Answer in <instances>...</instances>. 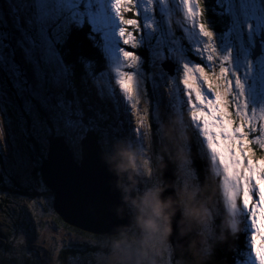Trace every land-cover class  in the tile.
Instances as JSON below:
<instances>
[{"label":"snow or ice","instance_id":"snow-or-ice-1","mask_svg":"<svg viewBox=\"0 0 264 264\" xmlns=\"http://www.w3.org/2000/svg\"><path fill=\"white\" fill-rule=\"evenodd\" d=\"M175 2L178 24L166 44L155 25L161 19L157 6L165 0H0V171L10 169L3 180L36 182L32 173L49 159L53 139H62L72 161L82 163L85 140L94 138L99 147L121 129V100L137 113L130 130L137 142L151 137L161 106L184 118L186 110L198 148L206 149L217 172L225 205L243 225L231 249L216 248L214 259L264 264V155L255 153H264V0ZM105 7L117 57L111 74L83 58L79 70L82 84L108 85L99 95L112 105L110 114L83 106L78 69L65 58L73 30L91 29ZM185 28L198 35L195 47L184 43ZM178 39L187 49L185 59H177ZM141 48L148 53L147 75ZM142 101L147 107L141 115ZM163 257L173 264L175 253L169 248ZM101 264H115L112 253L106 251Z\"/></svg>","mask_w":264,"mask_h":264},{"label":"clouds","instance_id":"clouds-1","mask_svg":"<svg viewBox=\"0 0 264 264\" xmlns=\"http://www.w3.org/2000/svg\"><path fill=\"white\" fill-rule=\"evenodd\" d=\"M159 131L158 156L151 170L153 180L146 188H140V178L148 176L149 169L131 140L120 137L99 144V159L113 178L112 189L119 194V203L111 211L117 218L128 219V225L119 229L110 242L115 264H166L163 251L174 242L177 253L186 257L177 264H209L212 245L206 243L200 230L208 222L209 206L218 196L222 199L215 173L210 171L200 187L183 179L191 163L186 148L191 136L180 116L166 117ZM145 143L150 144L147 135ZM169 164L174 165L176 182L164 179ZM237 231L238 226L226 214L214 243L228 245Z\"/></svg>","mask_w":264,"mask_h":264},{"label":"trees","instance_id":"trees-1","mask_svg":"<svg viewBox=\"0 0 264 264\" xmlns=\"http://www.w3.org/2000/svg\"><path fill=\"white\" fill-rule=\"evenodd\" d=\"M172 3L174 0H170ZM160 17L162 15L160 14V9L157 10ZM174 19L178 20V15L176 11L173 12ZM128 18H134L131 16V14H128ZM98 17H95L93 19V26L90 29L88 26L83 27L82 29L73 30L71 37L66 44V48L69 50L68 54L66 55V60L69 62V64L74 65L78 69L77 73V86L79 89V94L81 98V102L85 108H87L88 105H91L94 110L99 109L101 112H104L105 114L111 113V105H109L108 102H106V98L101 99L98 97H92L93 89L92 85L94 84L93 81H89L87 84H82L80 81V76L82 75V72H80L79 67V61L81 58H83L84 62L89 61H96L98 64V72L103 71L105 73L108 72L109 67V60L105 52V43H104V35L101 27L98 25ZM159 19L158 21H160ZM158 21L156 22L158 24ZM160 33H162L164 37V42L168 44L169 40L166 35H164V30L161 28ZM184 43H186L185 39H183ZM187 44V43H186ZM182 52L186 51L187 49L183 48L181 43L180 47ZM139 51L140 55L144 57V65L147 66L148 63V53L145 51L144 48L137 49ZM102 54L106 58V62L102 59ZM143 71L147 72L149 71V68L142 67ZM103 73V74H105ZM150 87V83L148 84ZM148 94L151 95L153 93L151 87L147 88ZM86 99V103H85ZM120 121L123 120V111L120 109ZM122 127L124 129L123 121ZM160 124L158 122L153 124V131H156L159 128ZM154 133V140L152 141L153 146L156 150V155L158 156V148L160 140L158 139L157 135ZM120 131L118 132H110L108 139H116L120 138ZM189 150H190V157L193 160V164L191 167L195 168L198 177H199V185L201 186L206 182L208 179V176L210 174V167L209 163L206 160V153L202 150L201 147L198 148V143L194 140V138L191 136V143L189 144ZM39 149H37V152ZM204 152V153H203ZM204 158H202V154ZM200 157V160L197 161L196 159ZM196 158V159H195ZM206 161V162H205ZM191 164V163H190ZM5 168H3V171H0V218H3V220L6 222L5 228H7L6 233L0 235V264H45L40 263L38 257L34 258L35 255L31 256L28 254L27 250L24 245H21L20 242L17 240L18 236L16 227L18 226V219L15 217V215H18L20 212V218L26 219L30 217V213L28 209V203H34L39 202V205L46 204L49 211H53V195L52 193L46 189V187L39 183L42 182L40 177V170L39 167H37L33 173L32 176L36 182H28V187L25 188V186L22 185V183H17L16 180L11 179L12 185L9 186L8 183H5L3 180V177L5 176ZM215 183L218 185L219 192H220V183L217 180V177L215 175ZM23 202H22V201ZM25 201V202H24ZM38 204V203H37ZM215 206V211L213 212L214 221H212L213 224V236H211L210 241H208L209 245H212L211 251L209 252V264H218V262L214 259L212 252L219 247H224L225 249H231L232 245L235 243L236 236L231 238L228 245H219L215 244L216 237L218 235V230L220 231V224L222 217L225 216V211L223 208V204H221V198L220 196L217 197L215 202L210 206ZM55 224L60 225L66 229L75 230L74 228L64 224L55 214ZM32 221V220H30ZM56 226V225H55ZM21 223H20V229H21ZM19 228V227H18ZM77 231V230H76ZM78 232V231H77ZM80 233V232H79ZM22 234V233H21ZM81 234V233H80ZM84 236H90L92 238H95L97 241L102 240L105 242L107 240H110L114 237H105V236H96V235H90L86 233H82ZM33 251H35L34 248H32ZM109 252L108 247H101L98 246L93 247L92 245H86V244H73L71 246L65 247L64 249H61L60 255H59V264H69V261L73 260H86L88 258H91L93 256L97 255H104L105 252ZM175 258H177V262L186 259V257H181L179 254L175 255ZM225 264H228L227 261H225Z\"/></svg>","mask_w":264,"mask_h":264},{"label":"rangeland","instance_id":"rangeland-1","mask_svg":"<svg viewBox=\"0 0 264 264\" xmlns=\"http://www.w3.org/2000/svg\"><path fill=\"white\" fill-rule=\"evenodd\" d=\"M179 12H180V8H179ZM161 15L163 16V18L168 23V28L172 31V23L169 22V19L167 18V15H169V8L166 5V1H165V5L162 6ZM149 18L154 20V18L151 17V15ZM97 21H98V25L101 27V29L103 31V35H104V39H105L104 43H105V45H107L105 52H106V55H107L108 60H109V67H108V72L103 74L106 76V75L111 74V66H113L115 60L117 59L116 53H115V38L113 35L114 25L112 24V20H111L110 15L107 13L106 7L104 9V13L98 17ZM155 25H156L157 32L160 34V30H159V27H158L156 21H155ZM188 30L190 32L184 31L186 43L190 47H195L198 43H200V40H199V38H197V35L193 30H191V29H188ZM168 40H170V39H168ZM175 45H176L177 52L180 53L177 56V59L178 60L179 59H185L182 56L183 52L179 48V44L177 41L175 42ZM142 67L148 68V65L145 66L143 64ZM93 83H94L92 85V89H93L92 97L93 98L95 97L96 93L99 94L100 88L108 87V85L103 83L102 81H93ZM111 86L118 93V87L115 85L114 80L111 82ZM95 87L98 89V92L96 91ZM150 87H151L152 91H154L151 83H150ZM150 87H148V88H150ZM147 92H148V89H147ZM106 101H108L107 98H106ZM146 107H147V105L142 101L141 104L138 106L137 112L142 115L144 112V109ZM111 108H112V105H111ZM120 109L123 111V114H124L123 120H122L123 125H124V129H123V127H121V129L119 130L120 131L119 137H127L129 140H131L132 143L140 149L141 158H142L143 163L145 164L146 161L148 162L147 167L149 169V175L140 178V188H146V187L150 186L152 183L153 177L151 176V170L156 165L157 155H156V150H155L153 143H152V141L154 140V133L156 134V131L155 132L153 131L151 137L148 138L150 141V144H146L145 139L142 142H137L134 138V134L130 131L131 129L135 128L137 113H134L130 108H128L127 105L122 100H121ZM173 114L180 116L176 112H174L172 110H166V108L164 106H161V108L157 110L158 124H161L166 117L173 115ZM185 115H186V110H185ZM156 135H157L158 139L160 140L159 128L157 130ZM0 144H2V141H0ZM255 153H256L257 158H259L261 155H264V153H261L258 149H255ZM4 168H5V174L8 175L10 173L9 167L4 166ZM211 168H213V167L211 166ZM174 170H175V168H174ZM213 170L216 172V170L214 168H213ZM190 174H192V173H191V170L188 166L184 170V175H183L184 179L189 180L193 184V186H196V180L192 179ZM215 175L217 177V172ZM12 179L16 180V182L19 184L20 183H22V185L24 184L23 186H25V188L28 187V184H29L28 182H27L28 184L25 182H21L18 179H16L14 176L12 177ZM8 184H9V186L12 185V183H8ZM138 190H139V188H138ZM221 195H222L223 201L225 202V199L223 196L222 186H221ZM28 207H30L28 209V211L30 213L29 218H27V217H26V219L20 218V212L18 215H15V217L17 216L16 218L19 220L18 226L16 227V231H17L16 237L18 236L17 240L20 242L21 245H24L26 248L29 249V250H27L28 254L30 256H31V254H32V256L35 255L34 258L38 257L40 263L59 264V255H60L61 249H64L65 247L71 246L73 244H79V245L86 244V245H92L93 247L98 246L99 248L106 246V247H108V250H109L108 253H111L110 242L113 239H115V237L110 239V240H107L106 242H105V240L104 241H102V240L97 241L95 238H92V237L87 236V235L86 236L82 235L83 232H81V231L77 230L78 231L77 232L76 229L72 231L70 229H66L60 225L55 224V216H54L55 213L52 211H49L46 204L39 205V202L37 201V202H34L33 204L28 203ZM225 207H226V205H225ZM229 212H230V210H229ZM230 217H231L232 221L236 224L235 217L232 214ZM211 219H212V213H209V219H208L207 224L205 225V227L203 229L200 230V234H202L205 237L206 243L208 245H209V243H208V240L206 239V237L209 238L210 236H213L212 229H211L210 222H209V220H211ZM30 220H32V221H30ZM5 223L6 222L3 220V218H0V235L7 234L6 233L7 228H5V225H6ZM20 223L22 226L21 229H20ZM129 235L131 237L133 234L130 233ZM32 248H34L35 251H33ZM104 256H105V254L93 256V257L88 258L86 260H84V259L73 260L71 262L69 261V264H101V261L104 259ZM165 259H167V257ZM173 264H177V258H175Z\"/></svg>","mask_w":264,"mask_h":264},{"label":"water","instance_id":"water-1","mask_svg":"<svg viewBox=\"0 0 264 264\" xmlns=\"http://www.w3.org/2000/svg\"><path fill=\"white\" fill-rule=\"evenodd\" d=\"M83 143L84 160L74 163L63 140L53 139L49 159L39 167L40 177L53 195L54 213L64 224L86 234L114 237L119 229L128 225V219L117 218L111 211L119 203V194L111 187L113 178L99 159L95 139L90 138ZM164 179L175 182L170 164L164 172ZM94 206L101 211L92 212ZM171 249L175 255L178 254L175 242Z\"/></svg>","mask_w":264,"mask_h":264},{"label":"bare ground","instance_id":"bare-ground-1","mask_svg":"<svg viewBox=\"0 0 264 264\" xmlns=\"http://www.w3.org/2000/svg\"><path fill=\"white\" fill-rule=\"evenodd\" d=\"M122 122V121H121ZM191 136H193L192 135V133H191ZM198 141V140H197ZM204 153V152H203ZM203 153L201 154L202 155V158H204V156H203ZM206 153V152H205ZM198 158L196 159L197 161H199L200 160V157L199 156H197ZM206 162V161H205ZM53 203H54V199H53ZM55 215H56V213H55ZM57 216V215H56ZM58 217V216H57ZM59 218V217H58Z\"/></svg>","mask_w":264,"mask_h":264}]
</instances>
